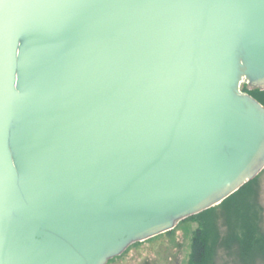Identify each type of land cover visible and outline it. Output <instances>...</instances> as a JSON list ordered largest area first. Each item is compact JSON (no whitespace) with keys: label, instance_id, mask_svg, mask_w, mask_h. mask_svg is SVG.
<instances>
[{"label":"water","instance_id":"water-1","mask_svg":"<svg viewBox=\"0 0 264 264\" xmlns=\"http://www.w3.org/2000/svg\"><path fill=\"white\" fill-rule=\"evenodd\" d=\"M264 0H0V264H108L264 170Z\"/></svg>","mask_w":264,"mask_h":264},{"label":"rangeland","instance_id":"rangeland-1","mask_svg":"<svg viewBox=\"0 0 264 264\" xmlns=\"http://www.w3.org/2000/svg\"><path fill=\"white\" fill-rule=\"evenodd\" d=\"M246 87L250 91H255L244 82L241 90L245 94H248L244 91ZM256 178L258 182L250 199H254L258 213V229L264 241V170ZM212 223L217 234L215 264H246L240 245L234 237V234L240 235L239 224L236 225L235 221L230 219L229 226L228 219L221 210L216 212ZM199 227V223L186 219L170 233L133 244L122 256L108 264H190L192 239ZM248 264H264V255L257 257L254 263Z\"/></svg>","mask_w":264,"mask_h":264},{"label":"trees","instance_id":"trees-1","mask_svg":"<svg viewBox=\"0 0 264 264\" xmlns=\"http://www.w3.org/2000/svg\"><path fill=\"white\" fill-rule=\"evenodd\" d=\"M244 91L264 107V91H250L247 87ZM257 182L258 178L253 179L219 206L187 219L200 225L193 235L190 264H215L217 234L212 219L218 210L225 213L229 226L230 219L236 225L239 224L240 235L234 234V237L240 245L246 264L254 263L257 257L264 255V241L258 229V213L254 199H250Z\"/></svg>","mask_w":264,"mask_h":264}]
</instances>
